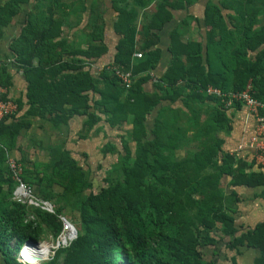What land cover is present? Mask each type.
<instances>
[{
  "label": "trees",
  "instance_id": "1",
  "mask_svg": "<svg viewBox=\"0 0 264 264\" xmlns=\"http://www.w3.org/2000/svg\"><path fill=\"white\" fill-rule=\"evenodd\" d=\"M194 1L111 0L119 40L112 61L94 75L88 62L106 51L103 10L95 2L89 9L81 4L82 14L87 12L81 35L87 40L79 50L55 39L62 18L74 14L73 5L35 0L10 50L27 66L33 53L48 54L38 63L48 65L50 81L59 87L33 84L31 103L42 109L41 117L48 114L53 128L82 116L83 138L100 122L122 134L119 148L108 142L100 149L116 161L95 188L91 171L71 156L65 140L48 143L46 161H21L22 181L53 205L48 212L12 199L15 182L5 169L4 146L9 148L5 140L14 141L15 131L4 123L9 115L0 121V254L5 264H24L15 254L25 243L56 239L66 213L76 215L75 238L39 264H204V248L215 244L212 232L234 237L235 194L224 193L221 178L230 176L232 185L250 184L246 178L251 174L221 145L230 129L228 110L242 104L226 108L204 89L212 86L228 94L249 84L253 97L264 102V0L208 2L204 42L181 39L180 25L170 30V62L153 90H145L161 54L157 32L173 9ZM27 2L8 0L0 7V33ZM58 47L63 60L62 54L56 56ZM136 52L141 56L134 57ZM115 71H131L129 88ZM0 84L5 87L1 76ZM125 124L130 128L122 130ZM243 239L256 248V264H264V225Z\"/></svg>",
  "mask_w": 264,
  "mask_h": 264
},
{
  "label": "crops",
  "instance_id": "2",
  "mask_svg": "<svg viewBox=\"0 0 264 264\" xmlns=\"http://www.w3.org/2000/svg\"><path fill=\"white\" fill-rule=\"evenodd\" d=\"M8 0H0L2 7ZM218 2L219 0H195L191 4H184V8L173 9L170 21L157 33L159 34L160 58L154 71L150 72V80L143 86L145 90L152 91L156 79L163 75L170 62L171 55L168 51L169 32L177 26H181V39L190 41H203L209 31L204 23V9L208 2ZM63 3L72 4L74 14L67 18H62L59 25L60 34L55 39L63 38L68 43L73 44L74 49H82L83 42L87 39L82 37V28L87 21V12L81 11V4L84 3L86 9L92 2L98 4L103 10V42L106 46L105 54L96 61L88 62L92 74L97 75L103 66H108L113 59L115 47L119 40V35L114 30L116 12L111 8V0H62ZM35 0H28L27 3L20 4L19 11L11 18L0 33V59L2 61V71L0 76L5 83L6 92L4 97L16 104V110L5 118V125L14 126V141L7 138L5 142L9 148H5L6 159L12 158L21 164V161L47 160V145L55 141L65 140V147L70 151L71 156L77 163L91 171L89 164L90 153H94L97 161H107L108 166L116 161L115 155H101L100 149L108 142L114 143L119 148V135L121 131L112 130L103 122H100L95 129L89 131L86 137H81V128L84 117L75 116L69 120L66 127L61 124L58 128H53L49 122V116L45 113L44 117L39 115L41 108H37L31 102L34 96L31 95V87L35 83H48L58 85L57 81H50L48 65L43 63L47 58L46 53H33L30 57V66L20 64L17 57L11 52V43L19 37L22 28L27 20V13L33 9ZM148 11L152 7L147 8ZM145 10L138 16V25L144 21ZM186 21V24L183 22ZM140 42L137 40L136 46ZM56 56L62 54L60 48H56ZM31 54V53H29ZM76 57V55H75ZM79 57V55H78ZM43 60L42 64L38 61ZM30 69V70H27ZM34 70H40V74ZM65 72V71H64ZM56 74V73H55ZM54 74V75H55ZM59 87V85H58ZM54 87L53 89H55ZM56 90V89H55ZM39 99V98H38ZM39 101V100H38ZM176 104H180L177 101ZM38 105V104H37ZM38 109H40L38 111ZM227 115L230 117L229 132L223 135L222 149L232 154L236 160L243 165V172L251 174L246 178L250 184L242 183L232 185L231 177L224 175L221 178V186L225 194L233 192L235 194V214H234V237L222 235L220 232H212L211 236L215 239V244L204 248V264H256L257 250L250 245L243 235L254 230L259 225H264V161L256 155L255 146L250 142V138L256 133V121L247 112L244 106L229 109ZM99 127V128H98ZM130 124H125L121 129L127 130ZM119 129V130H121ZM8 133V136H10ZM79 155V156H76ZM96 155V156H95ZM99 166V165H98ZM97 166V167H98ZM6 161H5V169ZM9 173V172H8ZM100 183L92 187L95 188ZM234 238L238 239L235 243ZM242 242H240V241ZM0 264H5L0 254Z\"/></svg>",
  "mask_w": 264,
  "mask_h": 264
},
{
  "label": "built area",
  "instance_id": "3",
  "mask_svg": "<svg viewBox=\"0 0 264 264\" xmlns=\"http://www.w3.org/2000/svg\"><path fill=\"white\" fill-rule=\"evenodd\" d=\"M134 57H140L141 53L136 52L133 54ZM2 66V61L0 59V68ZM115 75L120 80L121 84L124 86L125 89L129 88L131 83L133 82L134 78L131 73V71L127 72H119L115 71ZM6 92L5 87H3L0 84V121L5 118L6 116L12 114L16 110V104L4 97V94ZM204 93L209 96H213L215 98H218L223 104L224 107L228 108L230 107L234 102H240L247 110V112L254 118L256 121L257 127H256V133L254 136L250 138V142L255 146L256 155L257 157L264 161V102L259 101L255 99L252 95V90L250 85L248 84L244 90L240 92H233L225 94L221 92L218 88L207 86L204 89ZM6 166L7 171L9 172L11 178L15 182V187L12 192V199L19 202V203H25L28 205H33L42 208L43 210H46L48 212L53 211V205L50 202L43 201L39 199L32 186L28 185L21 179L22 174V165L18 163L16 160L12 158L6 159ZM63 227L62 231L65 233L58 235V237L55 239V244L51 246L53 249H57L60 247H65L68 245V243L75 238V231L71 223H69L64 217H61ZM26 244V243H25ZM24 244V245H25ZM24 245L19 250L18 254H20V251L23 249ZM51 253L53 255L54 251ZM17 254V259L19 262L25 263L23 260L20 259L19 255ZM51 255V256H52ZM50 257H45L44 259H49Z\"/></svg>",
  "mask_w": 264,
  "mask_h": 264
},
{
  "label": "rangeland",
  "instance_id": "4",
  "mask_svg": "<svg viewBox=\"0 0 264 264\" xmlns=\"http://www.w3.org/2000/svg\"><path fill=\"white\" fill-rule=\"evenodd\" d=\"M91 157L88 158L89 164H91V169L93 170V174H92V183L93 185H96L97 182H101V178L104 176L105 171L108 169V163L107 161H97V159L95 160L94 158V153H90ZM79 156V155H76ZM96 156V155H95ZM99 165V166H98ZM98 166V167H97ZM64 217L69 223H71V225L73 226V224H75L77 218L76 215L74 214H65ZM74 228V226H73ZM75 231V228H74ZM65 233L64 231H62L61 234ZM76 233V232H75ZM55 238H52L51 236L47 237L46 239H44L43 241L39 242L38 244V249L44 248L48 250V255L47 257H51L52 255V251L55 250L53 248H51L52 245H54L55 243ZM23 246V245H22ZM17 255V254H15Z\"/></svg>",
  "mask_w": 264,
  "mask_h": 264
},
{
  "label": "bare ground",
  "instance_id": "5",
  "mask_svg": "<svg viewBox=\"0 0 264 264\" xmlns=\"http://www.w3.org/2000/svg\"><path fill=\"white\" fill-rule=\"evenodd\" d=\"M18 255L25 263L34 264V258L32 257L44 259L48 255V250L44 248L38 249V245L26 243Z\"/></svg>",
  "mask_w": 264,
  "mask_h": 264
},
{
  "label": "water",
  "instance_id": "6",
  "mask_svg": "<svg viewBox=\"0 0 264 264\" xmlns=\"http://www.w3.org/2000/svg\"><path fill=\"white\" fill-rule=\"evenodd\" d=\"M75 232H76V230H75ZM32 258H34V264H39V263H41V262H43L44 260H46V259H39V258H36V257H32Z\"/></svg>",
  "mask_w": 264,
  "mask_h": 264
}]
</instances>
